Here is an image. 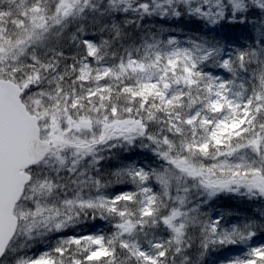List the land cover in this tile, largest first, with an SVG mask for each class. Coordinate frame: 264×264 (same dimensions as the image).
<instances>
[{"label":"snow or ice","instance_id":"obj_1","mask_svg":"<svg viewBox=\"0 0 264 264\" xmlns=\"http://www.w3.org/2000/svg\"><path fill=\"white\" fill-rule=\"evenodd\" d=\"M0 264H264V0H0Z\"/></svg>","mask_w":264,"mask_h":264}]
</instances>
